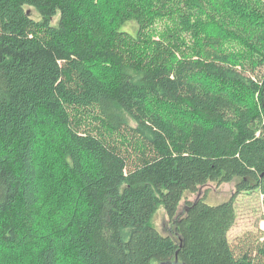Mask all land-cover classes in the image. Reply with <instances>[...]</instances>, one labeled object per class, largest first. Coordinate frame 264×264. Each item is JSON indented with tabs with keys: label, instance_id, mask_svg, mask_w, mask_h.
I'll list each match as a JSON object with an SVG mask.
<instances>
[{
	"label": "trees",
	"instance_id": "1",
	"mask_svg": "<svg viewBox=\"0 0 264 264\" xmlns=\"http://www.w3.org/2000/svg\"><path fill=\"white\" fill-rule=\"evenodd\" d=\"M230 2L124 0L104 20L84 0H0V264H264V235L229 238L238 194L264 205V3ZM202 13L195 52L149 35Z\"/></svg>",
	"mask_w": 264,
	"mask_h": 264
},
{
	"label": "rangeland",
	"instance_id": "2",
	"mask_svg": "<svg viewBox=\"0 0 264 264\" xmlns=\"http://www.w3.org/2000/svg\"><path fill=\"white\" fill-rule=\"evenodd\" d=\"M124 0H84L86 7L94 17L102 18L104 20H109L111 17L112 9H119ZM211 5L215 0H207ZM229 3L234 6L233 2L227 0ZM261 3H264V0H260ZM30 13L35 18H39L40 15L35 8L28 7ZM244 10L243 5L241 6L240 13ZM195 12L192 11L191 13ZM208 12V11H207ZM190 14V12H188ZM208 13H202L200 17L192 16L188 22V26L183 27L180 23H175L171 19L165 17L164 19L158 20L152 25L149 29V35L158 38L160 35L171 34L172 32L179 38V41L183 44L184 48L189 49L190 52H195V46L197 45L196 34L203 27L206 30V25L203 21L206 20ZM177 17V16H175ZM58 18H55L54 22ZM231 50L238 51L241 50V46L236 42L229 41L227 45ZM52 172L50 178H44V181L41 183V197L43 198L44 194L47 198H50V202L53 199L48 196L45 187L49 186V183L54 185L59 182L60 174H62L63 167L60 169L59 174L56 170L49 169ZM48 173V171H47ZM237 180L227 183L219 182H210L206 186L202 187L197 193H188L183 199V203L188 200H194L196 197H200L206 194V201L210 204H219L223 201L230 199V197L236 192ZM60 195V194H59ZM64 202V201H63ZM61 200V203H63ZM62 207V206H61ZM41 219L43 218H54L56 215L55 207L51 204L44 202L40 206ZM235 210L237 214L236 222L229 232V238L236 250H245L248 246V242L257 241L263 239L264 235V205H263V195L260 189L243 191L238 194L235 199ZM160 232L167 234L170 231V224L168 216H166V210L164 206L159 208L157 216L152 223ZM12 254L11 252L4 251L2 256L6 258Z\"/></svg>",
	"mask_w": 264,
	"mask_h": 264
},
{
	"label": "water",
	"instance_id": "3",
	"mask_svg": "<svg viewBox=\"0 0 264 264\" xmlns=\"http://www.w3.org/2000/svg\"><path fill=\"white\" fill-rule=\"evenodd\" d=\"M159 264H186L184 262H179L178 259H176L175 261H165V262H161Z\"/></svg>",
	"mask_w": 264,
	"mask_h": 264
}]
</instances>
